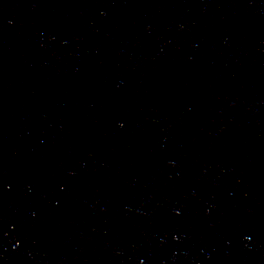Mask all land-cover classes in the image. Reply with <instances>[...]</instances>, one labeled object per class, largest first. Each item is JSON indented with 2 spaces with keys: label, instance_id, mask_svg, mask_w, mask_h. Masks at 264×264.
<instances>
[{
  "label": "water",
  "instance_id": "1",
  "mask_svg": "<svg viewBox=\"0 0 264 264\" xmlns=\"http://www.w3.org/2000/svg\"><path fill=\"white\" fill-rule=\"evenodd\" d=\"M0 264H264V0H0Z\"/></svg>",
  "mask_w": 264,
  "mask_h": 264
}]
</instances>
